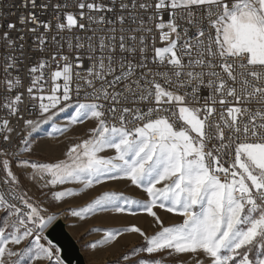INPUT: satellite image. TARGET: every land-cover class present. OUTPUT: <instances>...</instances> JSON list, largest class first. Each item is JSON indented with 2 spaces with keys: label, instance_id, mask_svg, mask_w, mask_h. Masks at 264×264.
Here are the masks:
<instances>
[{
  "label": "snow or ice",
  "instance_id": "obj_1",
  "mask_svg": "<svg viewBox=\"0 0 264 264\" xmlns=\"http://www.w3.org/2000/svg\"><path fill=\"white\" fill-rule=\"evenodd\" d=\"M22 7L28 14L0 32V108L27 132L12 150L14 129L0 118V264H64L45 235L59 213L30 196L22 176L57 206L110 182L140 190L143 198L105 188L65 210L80 220L101 212L152 219L154 234L133 224L89 245L142 237L116 264H264V0H23ZM50 45L49 57L35 61ZM68 109L54 133L93 126L62 158L32 160V134ZM64 185L73 187L57 190ZM158 210L181 220L165 226Z\"/></svg>",
  "mask_w": 264,
  "mask_h": 264
},
{
  "label": "rangeland",
  "instance_id": "obj_2",
  "mask_svg": "<svg viewBox=\"0 0 264 264\" xmlns=\"http://www.w3.org/2000/svg\"><path fill=\"white\" fill-rule=\"evenodd\" d=\"M71 114L72 110L68 109L64 113H59L58 117L54 118V122L50 121L48 124H42L40 126L37 131L36 140H33L34 149L31 154L32 160L54 162L62 158L67 147L71 143L76 142L78 136L83 137L86 130L93 126L91 122H86L83 125L74 126L64 135L54 133L53 127H63ZM13 170L17 173L20 171L18 168L14 167ZM21 182L23 188L28 191V194L38 199L45 208H48L49 212L59 213L67 230L72 234L79 245L80 252L83 256V264H116V261L119 260L123 254L131 252L133 248L139 247L144 243L143 238L138 234L123 233L113 242L99 245L96 248L89 247V245L103 239L105 230L122 229L133 224L141 227L149 235L154 234V232L158 230V228L152 226V219L142 213L133 217L127 214L119 215L101 212L89 216L84 220H80L79 218L72 217L65 213V210L68 208L83 206L95 195L105 190V188L123 190L126 195H130L133 198H143L144 194L140 190L127 186L124 182H110L107 186H98L94 191H90L88 195L82 194L80 197L68 198L67 202L61 203L58 206L50 203L49 197L42 195L26 176L21 177ZM64 187H73V185L60 186L57 190ZM158 215H160L165 226L178 223L181 220L180 217L166 213L163 210H158ZM0 216H3V213H0ZM93 229H99V231H92ZM17 247H24V244ZM180 259L188 260L189 257L184 255L181 256ZM121 264H123V262H121ZM168 264H175V261L169 259ZM193 264H195L194 261Z\"/></svg>",
  "mask_w": 264,
  "mask_h": 264
},
{
  "label": "built area",
  "instance_id": "obj_3",
  "mask_svg": "<svg viewBox=\"0 0 264 264\" xmlns=\"http://www.w3.org/2000/svg\"><path fill=\"white\" fill-rule=\"evenodd\" d=\"M38 3H39V0H38ZM9 4L12 5L11 8L8 7ZM22 4H23V0H0V12H3L5 14L3 16H0V25H4V27H0V32L5 30L7 22H15L17 16L28 14L27 11H25V9L22 7ZM8 13H12V15H8ZM47 18H48L47 15L42 16V19H47ZM13 35H15V33ZM28 43L31 44L30 39H28ZM157 46L158 47L163 46V44L157 40ZM54 50H55V46L50 45L49 48L45 51V53L43 54L39 52L34 53L33 54L34 60L39 61L42 58L47 59L50 53ZM2 51L3 49L0 48V52ZM2 63H3V60H2V57H0V64ZM24 64L27 65L28 67L31 66V63L27 60L24 61ZM55 68H56V65L53 64L49 72H46V79L48 78L50 71L55 70ZM13 75H17V73H13ZM19 75L24 78V85L26 89V87L30 83L29 78L27 76V67L23 71H21ZM3 76H4V73L2 72V70H0V80L3 79ZM50 87H51L50 82L45 85L46 89ZM25 89H21V90L24 91ZM3 94H4V89L2 86H0V103L3 102ZM27 103L28 101L25 100V105H27ZM21 110L24 111V106H22ZM29 111L31 110L29 109ZM25 115L27 116V112H25ZM0 118H6L10 120L9 126L14 129L13 133L11 134V143L13 145L12 150H15L16 146H18L19 144L20 137L27 135V132L23 128L22 121L18 122L16 117H9L2 108H0ZM28 118H32V117H28ZM36 137H37V132L33 133L31 138L33 140H36ZM3 146H4V142L2 141V139H0V147H3ZM14 168L16 167L14 166ZM64 264L66 263L64 262Z\"/></svg>",
  "mask_w": 264,
  "mask_h": 264
},
{
  "label": "water",
  "instance_id": "obj_4",
  "mask_svg": "<svg viewBox=\"0 0 264 264\" xmlns=\"http://www.w3.org/2000/svg\"><path fill=\"white\" fill-rule=\"evenodd\" d=\"M46 235L60 248L61 257L66 264H83L79 245L67 230L62 219H57L46 231Z\"/></svg>",
  "mask_w": 264,
  "mask_h": 264
},
{
  "label": "crops",
  "instance_id": "obj_5",
  "mask_svg": "<svg viewBox=\"0 0 264 264\" xmlns=\"http://www.w3.org/2000/svg\"><path fill=\"white\" fill-rule=\"evenodd\" d=\"M60 218H61V216H59ZM62 219V218H61ZM70 233V232H69ZM71 234V233H70ZM71 236H72V234H71ZM73 237V236H72Z\"/></svg>",
  "mask_w": 264,
  "mask_h": 264
},
{
  "label": "bare ground",
  "instance_id": "obj_6",
  "mask_svg": "<svg viewBox=\"0 0 264 264\" xmlns=\"http://www.w3.org/2000/svg\"><path fill=\"white\" fill-rule=\"evenodd\" d=\"M59 219H61L60 217H58Z\"/></svg>",
  "mask_w": 264,
  "mask_h": 264
}]
</instances>
